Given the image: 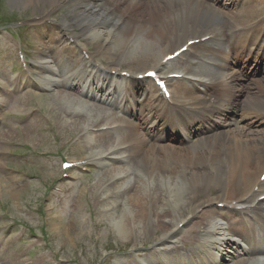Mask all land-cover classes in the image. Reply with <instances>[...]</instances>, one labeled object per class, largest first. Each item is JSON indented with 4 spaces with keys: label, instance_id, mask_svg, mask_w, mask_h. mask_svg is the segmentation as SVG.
Returning a JSON list of instances; mask_svg holds the SVG:
<instances>
[{
    "label": "bare ground",
    "instance_id": "obj_1",
    "mask_svg": "<svg viewBox=\"0 0 264 264\" xmlns=\"http://www.w3.org/2000/svg\"><path fill=\"white\" fill-rule=\"evenodd\" d=\"M240 1L241 6L237 8V0L236 2L229 0L228 5L222 3V0H113L111 3L108 0H9L12 6L40 2L42 5L47 4L49 11H54L65 2H74L73 8L58 24L59 40L66 36L64 33L62 35V32L71 29V24L76 25L78 31H72L70 36L76 47L74 48L76 55H79L78 49L82 51L84 47L80 39L87 37L94 44L95 52L103 50L114 57L112 61H116L113 67L99 68L90 54L85 58L84 69L65 67L64 71H58V64L63 61L62 57L56 50L54 53L46 51L38 54V59L43 60L39 72L41 77L36 75L35 80L30 78L28 80L39 83L43 78L47 80L49 88L52 85L60 86L62 83L69 86L79 85L77 91L60 87L54 89L52 96L61 110L65 109V102L69 103L66 109L83 107L88 102L76 94L83 93L85 88L82 82L85 81V84L93 87L95 85L94 89L102 90L100 94L109 103L117 105L121 112L133 117L137 115L138 122H132L119 115L121 118H112L110 121L104 118L96 119L85 125L86 129L91 125L111 128V137L103 139L93 137L89 130L85 134L86 139L93 140L90 147L91 156L104 154L106 151L127 156L130 168L142 176L126 177L116 183V188H122L126 179H130L124 187V205L109 214L116 220L117 233L121 237L131 233L137 224L145 227V222L149 219L155 222L153 230L160 232L156 237L158 242L172 237L175 233L173 225L177 228L178 222L181 221L178 217L181 212L175 210L176 206L192 202L200 206L202 202L198 195L202 188H205V191L210 190L211 186L217 188L218 193L206 200L211 205L220 202L226 205L224 209L227 206L231 208L239 206L232 212H238L240 215L232 214L229 210H208L201 212L196 221L191 219L193 222L191 221L188 230L189 239L197 245L192 252L188 251L184 255L169 253V257L177 256L169 260V264H188L194 255L205 257L207 254L213 260V262L209 260L207 264H223L221 263L225 257L223 253L226 252V257L230 258L232 255L228 254L229 250L235 253L244 250L239 247L241 242L238 239L246 244L248 250L245 254L250 257L245 260L243 258L236 264H264V258L256 256L257 252L254 251L255 248L253 249L264 247V201L258 202L263 213L257 214L247 204H254L259 194L254 193L250 200L244 198V193L251 184L257 185L251 168L259 166L254 168L264 170V86L254 88L247 82L239 89L234 81L239 80L241 73L229 71V58L234 59L236 66L243 61L242 68H246L245 61H249L254 53L253 51L249 56L251 48H254L258 57H264V39L259 35L262 30L264 32V28L262 24L251 26L247 23L264 11V4L255 8L253 2L258 0ZM221 5L226 6L225 9H221ZM142 7L145 9L137 12L138 8ZM48 16L47 10L42 6L34 17L35 21L44 22L49 19ZM189 21L199 25L200 36L208 35L209 38L196 45L198 56H192L194 65L190 69L174 70L183 73V84L180 90L173 92L170 97L171 103H166L164 101L166 99L161 98L157 89H154L157 106L144 103L141 87L125 90L119 86L120 80L114 82V79L120 77V70L117 69L123 57L127 55H132L138 60L137 62L130 60L133 68L151 66L161 71L169 66V62L163 63L164 56L168 51L177 49L178 44L185 43ZM220 21L222 23H218ZM44 29H47V32L35 35L37 41L43 35H54L49 31L51 28ZM225 41L230 43L229 53L225 50ZM127 72L131 75L128 77L130 82H143L136 80L137 72L133 70ZM105 82H113L119 93L126 94V98L120 97L110 86L102 89ZM88 92L91 90L84 93ZM195 92H199L200 95ZM244 92L245 99H249L248 106L244 107L246 114H242L239 121L234 120L232 115L236 114L241 106L235 102V98ZM188 102L196 105L181 116L173 112L176 107L186 110ZM198 103L206 110L200 111ZM93 106L91 104V107ZM233 108L234 113L226 112ZM152 111L158 113L161 127L153 125V131L157 132L148 139L140 129L152 116ZM203 114L205 118L202 117ZM92 115L93 113L89 117ZM215 115L217 118L215 123L227 124L228 127L233 125L235 129L228 134L218 131L210 136L199 137L196 140L197 145L190 149L179 147L178 142H175L177 138L166 132L179 131L190 136L193 133L191 129L195 130L201 126L207 116L209 120ZM220 116L225 119H221ZM85 122L84 120L81 124ZM206 124V129L217 127L212 121L210 123L207 121ZM37 126V120L33 119L26 124L25 129L29 134H34ZM120 129L125 132L114 140L113 132ZM165 140L170 141L164 143ZM124 170L125 167L114 164L106 173L110 177L121 175ZM263 187L259 184L260 189ZM242 215L249 217L250 223L232 226L229 231L218 226L216 222L217 217L222 219L236 217L243 220ZM167 219L172 225L166 224ZM199 225H202L203 229L197 235L195 230ZM244 238L247 241H244ZM156 253L157 251L152 253V260ZM261 253L264 254V251ZM128 261V264H136ZM143 262L151 261L146 259Z\"/></svg>",
    "mask_w": 264,
    "mask_h": 264
},
{
    "label": "rangeland",
    "instance_id": "obj_2",
    "mask_svg": "<svg viewBox=\"0 0 264 264\" xmlns=\"http://www.w3.org/2000/svg\"><path fill=\"white\" fill-rule=\"evenodd\" d=\"M112 1L108 0L110 3ZM222 3L228 5L229 0H222ZM74 4L68 2L61 4L54 11H49L48 5H42L40 2L12 6L9 0H0V12L4 15L0 17V21H7L6 26L0 27V74L9 76L14 66L12 65L14 53L20 46V41L10 33L17 28V21H30L42 6L47 10L50 18L59 21L67 15ZM224 7L226 6H221V9H225ZM86 38L81 39L85 47L93 50L94 45ZM42 39H44L42 48L49 47L51 36L46 35ZM26 40L35 48L34 39L27 37ZM68 63L71 65V61ZM1 80L6 82L4 77H1ZM251 83H255V86L256 84L263 86L262 80L252 79ZM4 90L5 88H0L1 100L5 96ZM9 98L7 104L15 109L7 113L0 124V139L3 131L11 132L8 134L9 141L5 138L4 142L0 140L1 147L5 148L4 150L0 148V194L1 201L9 206L7 216L0 211L2 239L0 263L105 264L108 249H121L120 247L127 241L130 244L134 242L135 246L151 242V231L143 230L140 224H137L126 237H121L117 233V222L109 214L112 209H120L125 199L123 195L121 197L118 195L106 201L105 198L111 188L102 185L106 175L104 171L112 166L95 164L93 168H87V171L75 170L71 179L56 182L46 192L48 183L43 186V182L51 183V177L59 176L61 172L59 164L62 158L86 157L88 147L79 143L73 146L69 144L71 134L55 123V119L60 117L59 113L55 112V108L59 109L60 106L55 101L50 104L53 98L44 90L27 96L24 89ZM35 104L42 110L43 118L40 120L36 117L38 128L34 134H27L28 136L20 134L23 131L21 125L28 122L23 114L29 110L30 105ZM53 105L56 107H52ZM65 105L66 109L69 103L65 102ZM3 108L6 106L3 105ZM103 108L106 110L108 107L103 106ZM79 110L84 109L79 108ZM72 133H75V130ZM25 142L37 148L40 153L29 155V151L24 148ZM17 149L26 152V156L8 155V151ZM125 175L127 178L142 177L133 169H129ZM127 180L130 179H126L124 186L127 185ZM44 194L42 208L45 212L41 211L44 215L41 219V214H38L40 210L37 212L36 207L38 208V201ZM15 219L18 221H14ZM42 220L46 221L45 234L40 226ZM27 226H30V231H26ZM184 230L185 228L181 230V234Z\"/></svg>",
    "mask_w": 264,
    "mask_h": 264
}]
</instances>
